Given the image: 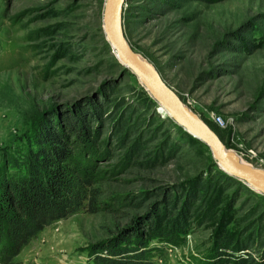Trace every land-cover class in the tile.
I'll use <instances>...</instances> for the list:
<instances>
[{"label": "rangeland", "instance_id": "rangeland-1", "mask_svg": "<svg viewBox=\"0 0 264 264\" xmlns=\"http://www.w3.org/2000/svg\"><path fill=\"white\" fill-rule=\"evenodd\" d=\"M105 1L0 0V167L33 145L38 123L77 118L88 128L71 135L74 153L94 164L98 193L95 212L46 226L15 261L97 264L91 245L136 227L155 264H264V195L120 64ZM121 20L130 49L224 148L264 170V0H124ZM155 209L159 229L180 224L151 236Z\"/></svg>", "mask_w": 264, "mask_h": 264}, {"label": "trees", "instance_id": "trees-1", "mask_svg": "<svg viewBox=\"0 0 264 264\" xmlns=\"http://www.w3.org/2000/svg\"><path fill=\"white\" fill-rule=\"evenodd\" d=\"M56 124L38 123L33 145L19 158L8 159V170L0 167V264H18L15 257L21 249L51 223L79 211H96L94 164L84 160L83 152L74 153L71 140L73 133L83 137L88 127L77 118L63 126ZM162 203L165 205V200ZM169 211L165 208L161 213L167 216L172 212ZM158 215L155 209L146 220L148 229L154 230L153 237L167 235V229L180 224L172 220L167 229H159L155 224ZM132 234L134 238L130 240L126 235L91 245L90 253L96 263L155 264L141 240V232L134 227ZM237 261L246 264V258Z\"/></svg>", "mask_w": 264, "mask_h": 264}, {"label": "water", "instance_id": "water-1", "mask_svg": "<svg viewBox=\"0 0 264 264\" xmlns=\"http://www.w3.org/2000/svg\"><path fill=\"white\" fill-rule=\"evenodd\" d=\"M123 3L124 0H107L103 16L105 36L120 64L131 70L158 104L166 108L187 133L208 146L212 157L223 171L253 186L264 195V170L237 161L234 154L224 148L216 133L184 105L174 90L140 55L130 49L122 31Z\"/></svg>", "mask_w": 264, "mask_h": 264}, {"label": "bare ground", "instance_id": "bare-ground-1", "mask_svg": "<svg viewBox=\"0 0 264 264\" xmlns=\"http://www.w3.org/2000/svg\"><path fill=\"white\" fill-rule=\"evenodd\" d=\"M106 3H107V0L105 1V3H104V7L106 6ZM145 61V60H144ZM146 62V61H145ZM146 64L150 67V68H152L149 64H148V62H146ZM161 106V105H160ZM164 108V107H163ZM164 110H165V112L167 111L168 112V110L166 109V108H164ZM169 113V112H168ZM170 114V113H169ZM234 156V155H233ZM234 158L237 160V161H240V158L239 157H237L236 155L234 156Z\"/></svg>", "mask_w": 264, "mask_h": 264}]
</instances>
